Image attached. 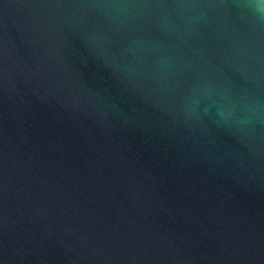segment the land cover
I'll use <instances>...</instances> for the list:
<instances>
[{
  "label": "water",
  "instance_id": "water-1",
  "mask_svg": "<svg viewBox=\"0 0 264 264\" xmlns=\"http://www.w3.org/2000/svg\"><path fill=\"white\" fill-rule=\"evenodd\" d=\"M0 264H264V0H0Z\"/></svg>",
  "mask_w": 264,
  "mask_h": 264
}]
</instances>
